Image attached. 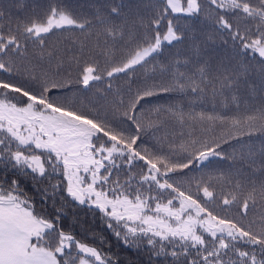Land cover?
<instances>
[{
    "label": "snow or ice",
    "instance_id": "6c2138e0",
    "mask_svg": "<svg viewBox=\"0 0 264 264\" xmlns=\"http://www.w3.org/2000/svg\"><path fill=\"white\" fill-rule=\"evenodd\" d=\"M207 3L211 12L205 19L226 46L224 55L209 51L213 36L199 40L193 34L190 56L181 60L177 53L160 65L171 72V83L114 100L111 118L107 109L78 102L73 86L90 89L105 82V95L120 74L129 75L163 56L165 45L184 43L185 32L168 17L199 14L200 0H164L148 20L133 0L93 2L91 19L71 3L55 0L42 15L15 28L3 26L5 12L0 8V264H115L111 256L62 227L68 204L98 210L125 247L139 248L146 241L152 255L170 258L171 264H264V148L258 158L251 147L241 153L249 174L238 172L234 181L226 178L233 185L227 194L217 193L211 178L175 179L213 157L223 158L222 145L230 140L264 135V103L254 107L240 94L246 87L250 97L264 96V0ZM164 20L166 31H161ZM97 26L102 33L96 35L105 37L103 45L99 40L95 45L102 48L98 55L103 64L95 56L84 59L86 46L81 43L69 61L79 69L76 78L71 72L63 75L64 56L47 38L73 30L91 36ZM137 26L145 31L138 33ZM29 45L36 49L31 58ZM248 53L259 57L258 66L251 61L232 64ZM254 70L258 82L248 79ZM207 88L213 98L225 89L232 92L230 112L156 107L157 117L167 111L182 129L192 131L178 150L168 153L143 143V134L161 126L159 120L143 122V101L172 91L202 96ZM196 128L203 135H193ZM217 128L221 135H209ZM136 167L141 169L138 175ZM54 177L60 179L39 187ZM21 178L32 182L42 200L51 201L50 214L36 211ZM251 212L257 218L249 219Z\"/></svg>",
    "mask_w": 264,
    "mask_h": 264
},
{
    "label": "trees",
    "instance_id": "16d2710c",
    "mask_svg": "<svg viewBox=\"0 0 264 264\" xmlns=\"http://www.w3.org/2000/svg\"><path fill=\"white\" fill-rule=\"evenodd\" d=\"M52 2H55V0H0V8L5 12V18L2 21V24L5 27L10 24L15 28L18 23L26 22L33 18V16L42 15L49 3ZM65 2L71 3L74 7L78 8L80 13L91 19L94 9L90 7V4L93 2L103 4L105 3V0H65ZM113 2L119 3V0H113ZM133 2L138 5L140 15L144 16L145 20H148L154 15V9L162 8L164 1L133 0ZM200 3L202 5V11L199 14L188 16L175 13L168 17V19H172L174 24H177V26L185 32L186 39L184 43L175 44L174 42V45H165L163 56H158L145 67L137 66L129 75L120 74L119 77L114 78L111 81L112 91L105 95H102L103 90L107 87L105 82H95V86L90 89H84L82 86L74 85L73 90L75 91L77 101L82 102L87 106L100 108L102 111L107 109L108 115L111 118L112 102L119 99L121 96L127 100V98L137 90L151 88L157 85H169L172 80L171 72L162 71L160 65L168 64L171 59L176 58L177 53H179V58L181 60L190 56L191 53L189 48L192 41L189 37L193 34H195L199 40H204L209 35L213 36L215 42L210 45L209 51L215 49L216 54L223 56L226 46L221 43L220 37L215 34L210 23L205 19L211 12L207 0H200ZM93 23H95V21H93ZM166 24L167 20H164L162 22L161 31H166ZM251 26L253 28L255 27L254 24ZM135 30L138 33H143L145 31L144 28L139 26H137ZM96 33H102V29L99 26L93 29V34L91 36L81 33L80 30H73L56 32L54 35H50L47 38L49 46H55L60 49L61 54L64 56L65 65L62 70L63 75H67L68 72H71L72 78H76L79 69L74 63H69V61L72 55L79 52L81 43L86 46L84 59H88L90 55L95 56L100 60L101 64H103L104 58L98 55V53L102 51V48H97L95 45L97 40L103 45L105 37L102 34L97 36ZM108 43L111 45L112 42L109 40ZM120 46L121 45L117 43L115 49L118 50ZM35 50V46L29 45V58L32 57ZM116 55H119V51H116ZM258 60V56L253 59V55L248 53L241 57H237L236 60L232 61V64H235L237 61L243 63L251 61L253 65H257ZM18 63H26V61H18ZM53 70H55L54 65ZM180 71H185V69L181 67ZM215 75H217V73L213 72L212 76ZM248 79L251 82H258L255 70L250 73ZM216 86L219 88V84ZM117 92L119 93V96H117ZM240 94L254 107L264 103V96H262V94L257 93L254 97H250L249 91L246 87H241ZM231 95L232 92L225 89L223 95H218L213 98L211 88H207L202 96H197L189 90L184 93L177 91L161 93L147 98L142 102L144 111L139 113V115L142 117L143 122L146 125L149 120H159L161 126L158 130L149 129L146 134H143V143L149 148L168 153L172 149L178 150L181 142L188 138V132L192 131L187 127L182 129L167 111L162 110L157 117L153 112L154 108L160 107L161 109H167L169 105H180L185 111L195 110L196 112H199L202 109L211 111L213 107H215L217 111L230 112L233 107L231 104ZM225 105H227V107H225ZM182 132L184 133L183 136L181 135ZM193 135L199 137L203 134L199 128H196ZM209 135L219 136L221 135V129L217 128ZM248 147H251L252 150L257 153L258 158L260 150L264 148V135L257 134L251 138L243 137L239 142L237 140H230L228 143L223 144L221 150L227 155V157L223 161L222 167L218 166L217 170L219 178L217 180H212L214 172L209 171L208 162H205L200 167L193 168L191 172H188L187 176L177 174L175 179L187 182L193 177H195L196 180L201 178L208 180L211 178V183L217 193L223 192L224 194H227L228 192L233 191V185L228 184L226 178H232L234 181L238 172H242L245 175L249 174L248 166L243 163L240 158L241 153L247 152ZM217 160L218 163H220V158ZM140 171L141 169L139 167L133 169V172L137 175ZM221 171L224 173V176H221ZM2 178L3 171L0 169V179ZM120 178L121 180L125 178L124 172L120 173ZM21 179L23 180L22 186L28 192V195L35 201L36 211L50 214L52 212L51 201L42 200L41 194L33 188L32 182L24 178ZM57 179H60V177H54L51 181L45 180L39 185V187H47L51 183H56ZM257 179H259V177H257ZM214 181H218L219 185L216 186ZM60 203H62V201L57 197V206H59ZM232 211L235 212L236 209L233 208ZM67 212L68 215L61 221L62 227L66 231L72 232L76 236V239L89 243L111 256L115 264H171L170 258L165 260L164 257H156L152 255L151 250L146 245V241L141 243L139 248L125 247L105 226L102 214L98 210H89L87 206L77 207L68 204ZM255 218H257V214L251 212L249 214V219ZM101 238L104 241L103 243H101Z\"/></svg>",
    "mask_w": 264,
    "mask_h": 264
},
{
    "label": "rangeland",
    "instance_id": "374dc122",
    "mask_svg": "<svg viewBox=\"0 0 264 264\" xmlns=\"http://www.w3.org/2000/svg\"><path fill=\"white\" fill-rule=\"evenodd\" d=\"M164 1V0H162ZM182 3H183V0H182ZM176 14H183V13H176ZM185 15V14H184ZM227 157L226 154H224L223 158L221 157H213L211 158V160L208 162V166H209V171H212L214 172V177L212 178V180H217L219 178V174H218V166H221L222 167V163L223 161L225 160V158ZM220 158V163H218V160ZM221 173L223 174L224 176V173L221 171ZM211 180V181H212ZM214 184L216 186L219 185V182L218 181H214Z\"/></svg>",
    "mask_w": 264,
    "mask_h": 264
}]
</instances>
